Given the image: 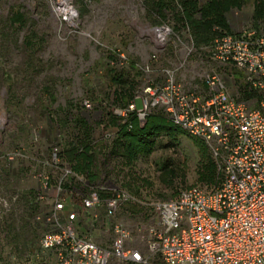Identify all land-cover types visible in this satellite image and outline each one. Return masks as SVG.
Listing matches in <instances>:
<instances>
[{
	"label": "built area",
	"instance_id": "obj_1",
	"mask_svg": "<svg viewBox=\"0 0 264 264\" xmlns=\"http://www.w3.org/2000/svg\"><path fill=\"white\" fill-rule=\"evenodd\" d=\"M66 4H58V16L64 22L73 21ZM153 32L157 47H164L169 29L162 26ZM207 53L202 67L217 68L203 73V89H185L166 70L161 73L162 83L147 81L126 110L111 111L121 118L135 112L143 123L152 110H161L188 137L206 144L216 165L217 184L209 189L190 187L175 199L143 204L125 188L121 169L108 173L106 162L100 160L95 174L77 175L59 157L60 147L54 146L49 163L61 166L55 186L44 172L31 170L32 196L26 198L19 189L28 207H16L18 194L0 196V221L16 211L27 213L25 222L37 235L35 264H109L111 260L120 264H264V17L257 30L235 35L220 32ZM229 85L246 87L257 97L239 102L240 90L232 95ZM81 106L92 111L89 101ZM114 133L106 129L102 143L97 145L95 140L93 146H106ZM20 159V152L4 155L8 167ZM21 175L22 179L27 176ZM128 204L145 206L155 221L130 231L116 220ZM96 229H110L109 247L92 240ZM1 234L6 235L0 228Z\"/></svg>",
	"mask_w": 264,
	"mask_h": 264
},
{
	"label": "rangeland",
	"instance_id": "obj_2",
	"mask_svg": "<svg viewBox=\"0 0 264 264\" xmlns=\"http://www.w3.org/2000/svg\"><path fill=\"white\" fill-rule=\"evenodd\" d=\"M146 1L67 0L74 18L64 22L58 16L62 0H0V114L4 120L0 130V196L13 198L18 194V209L28 207L19 189L22 184L35 186L31 170L44 172L53 186L57 184L61 166L49 163L50 151L54 146L66 147L71 128L68 116L90 115L93 122L98 121L100 108L107 103L106 95L113 91L106 82L108 56L115 57L117 69L129 70L130 77L135 76L137 92L147 81L162 83L161 73L166 70L172 71L185 89H203L201 76L217 68L201 65L208 61V45L198 48L186 30L176 31L169 14L164 23H158L157 17L148 12ZM205 1L198 0L200 4ZM16 14L22 16L23 23H10ZM251 16L252 2L245 0L241 10L226 16L232 33L256 30ZM162 26L170 34L164 47L158 48L153 29ZM218 71L223 72V68ZM239 87L229 85L228 90L235 95ZM83 101L92 104L93 112L81 111ZM238 101H243L240 94ZM105 129L100 124L93 127L97 145ZM11 152H20L22 159L8 167L4 155ZM102 154L99 146L93 170L99 168ZM211 157L205 143L184 133L174 147L162 141L159 149L120 173L125 185L133 179L143 183L136 200L149 204L173 198L192 186L209 189L211 186L201 183L200 177L207 161L215 164ZM21 171L27 174L23 179ZM26 214L16 211L0 221L2 233H6L0 235V264H35L32 256L37 235L27 226ZM98 214L102 215V210ZM116 220L130 231L155 221L148 208L136 204L122 207ZM111 238L110 229L92 233V240L102 247H109ZM109 264L120 263L111 260Z\"/></svg>",
	"mask_w": 264,
	"mask_h": 264
},
{
	"label": "trees",
	"instance_id": "obj_3",
	"mask_svg": "<svg viewBox=\"0 0 264 264\" xmlns=\"http://www.w3.org/2000/svg\"><path fill=\"white\" fill-rule=\"evenodd\" d=\"M251 2V23L257 30L264 17V0H251ZM244 3L245 0H206L204 4H200L198 0H147L145 4L148 12L157 17L158 23H164L169 14L174 21L175 30H186L199 48L203 45L210 46L220 32L228 33L226 16L231 11L241 10ZM22 21L23 18L19 14L10 18L12 24H21ZM108 60L106 65L109 70L106 73V82L107 88L113 91L106 95L107 103L104 108H100L98 121L93 122L90 115L75 117L69 115L67 119L71 127L70 133L66 147L60 149L59 157L64 159L72 172L77 175L89 177L93 175V162L96 159V150L93 148L95 141L93 127L99 124L106 129L115 130L109 140L110 152L117 153L123 160V165L127 167L133 166L138 158H147L154 150L161 147L162 141L166 142L167 147H174L177 138L184 134L161 110H152L146 115L143 123L139 122L135 112H128L125 118L114 115L112 108L126 110L133 102L139 84L135 81V76L130 77L129 70L117 69V60L113 55L108 56ZM239 90L243 101L257 97L255 91H248L246 87L240 86ZM81 111L86 114L93 112L85 110L82 106ZM57 125L60 126V124ZM200 181L209 187L217 184L218 173L212 161L209 160L204 164ZM139 187H143V183L140 184L137 179L127 183V189L134 195L138 194ZM178 193L166 200L175 199Z\"/></svg>",
	"mask_w": 264,
	"mask_h": 264
},
{
	"label": "crops",
	"instance_id": "obj_4",
	"mask_svg": "<svg viewBox=\"0 0 264 264\" xmlns=\"http://www.w3.org/2000/svg\"><path fill=\"white\" fill-rule=\"evenodd\" d=\"M232 12V11H231ZM226 22H227V24H228V26H229V32L228 33H230V34H234V33H232V30H231V28H230V25H229V23H228V21H227V18H226ZM235 34H239V33H235ZM234 34V35H235ZM95 150L97 149L98 150V146L97 147H93ZM101 149H102V158H101V161H103V162H106V172H108V173H110L111 171H115V170H117V171H119V169H123L124 167H126V166H124L123 165V160L122 159H120L119 157H118V154L117 153H111L110 151V149H111V147H110V145L109 144H106V146H103L102 145V147H100ZM96 160V159H95ZM95 160H94V162H93V165H95L96 164V162H95ZM141 160V158H138V159H136L135 161H134V164L133 165H135L137 162H139ZM95 170V169H94ZM22 174V171H21V173L19 174L20 176H22L21 175ZM11 183H13V181H11ZM20 188H21V190H22V192H23V195L26 197V198H28L29 199V197L30 196H32V194H33V190H32V187H27V186H25V185H20ZM125 188L127 189V185H125ZM128 190V189H127ZM128 192H129V194L130 195H132L133 197H138V194H136V195H134L131 191H129L128 190ZM141 203V202H140ZM26 228H28V227H26ZM17 232L16 233H18L19 232V229H15ZM15 230H14V232H15ZM13 235V234H12ZM21 243H19V244H23L24 243V240L23 241H20Z\"/></svg>",
	"mask_w": 264,
	"mask_h": 264
},
{
	"label": "bare ground",
	"instance_id": "obj_5",
	"mask_svg": "<svg viewBox=\"0 0 264 264\" xmlns=\"http://www.w3.org/2000/svg\"><path fill=\"white\" fill-rule=\"evenodd\" d=\"M67 0H62V2L65 4Z\"/></svg>",
	"mask_w": 264,
	"mask_h": 264
}]
</instances>
